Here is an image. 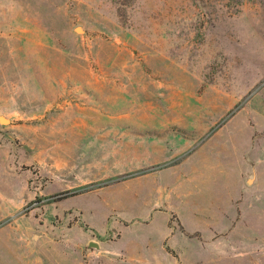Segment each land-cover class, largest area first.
<instances>
[{"label": "rangeland", "instance_id": "obj_1", "mask_svg": "<svg viewBox=\"0 0 264 264\" xmlns=\"http://www.w3.org/2000/svg\"><path fill=\"white\" fill-rule=\"evenodd\" d=\"M263 242L264 0H0V264Z\"/></svg>", "mask_w": 264, "mask_h": 264}, {"label": "crops", "instance_id": "obj_2", "mask_svg": "<svg viewBox=\"0 0 264 264\" xmlns=\"http://www.w3.org/2000/svg\"><path fill=\"white\" fill-rule=\"evenodd\" d=\"M240 217V212L238 214V218ZM198 238L197 241H199L201 243L202 246H204L205 243H207L208 241L202 240V237L200 235V233H198ZM90 240H94L93 238L86 240V244L90 243L91 248L86 252L83 249V253H85V255H99V251L97 250L98 248V242H96L95 244H93ZM214 240V239H212ZM96 245V246H95ZM84 248V246L81 247V249ZM165 254H167L166 250L163 249ZM228 251L234 253L235 255H238L239 257H245L248 255H264V242L263 244H261L260 246L255 244L254 246H250V247H241L238 245H235L234 247L230 246ZM40 259H36L37 264H43L42 262H40Z\"/></svg>", "mask_w": 264, "mask_h": 264}, {"label": "bare ground", "instance_id": "obj_3", "mask_svg": "<svg viewBox=\"0 0 264 264\" xmlns=\"http://www.w3.org/2000/svg\"><path fill=\"white\" fill-rule=\"evenodd\" d=\"M1 122H4V120H3V119H1Z\"/></svg>", "mask_w": 264, "mask_h": 264}]
</instances>
